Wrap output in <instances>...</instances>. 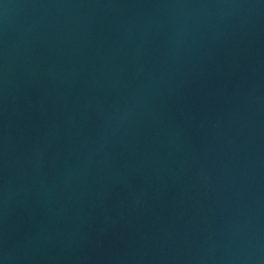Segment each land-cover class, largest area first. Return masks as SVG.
<instances>
[{
  "label": "water",
  "instance_id": "1",
  "mask_svg": "<svg viewBox=\"0 0 264 264\" xmlns=\"http://www.w3.org/2000/svg\"><path fill=\"white\" fill-rule=\"evenodd\" d=\"M0 264H264V0H0Z\"/></svg>",
  "mask_w": 264,
  "mask_h": 264
}]
</instances>
